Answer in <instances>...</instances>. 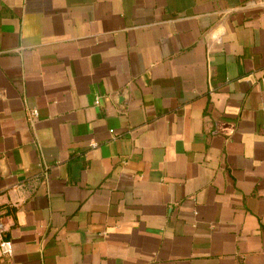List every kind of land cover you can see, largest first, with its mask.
<instances>
[{
	"label": "crops",
	"instance_id": "1",
	"mask_svg": "<svg viewBox=\"0 0 264 264\" xmlns=\"http://www.w3.org/2000/svg\"><path fill=\"white\" fill-rule=\"evenodd\" d=\"M0 216V264H264V0H0Z\"/></svg>",
	"mask_w": 264,
	"mask_h": 264
},
{
	"label": "built area",
	"instance_id": "2",
	"mask_svg": "<svg viewBox=\"0 0 264 264\" xmlns=\"http://www.w3.org/2000/svg\"><path fill=\"white\" fill-rule=\"evenodd\" d=\"M95 103L98 105L99 100L97 99L95 101ZM27 115H28V118L30 121H34V120L38 119L40 113H39V110L37 108H30L28 110ZM5 234H6V223H5L4 219L0 216V245H2V246H6Z\"/></svg>",
	"mask_w": 264,
	"mask_h": 264
}]
</instances>
